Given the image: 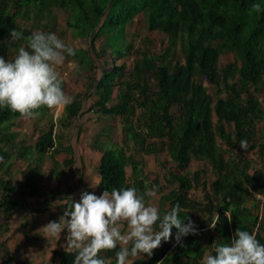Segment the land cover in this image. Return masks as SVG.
<instances>
[{
	"label": "trees",
	"instance_id": "obj_1",
	"mask_svg": "<svg viewBox=\"0 0 264 264\" xmlns=\"http://www.w3.org/2000/svg\"><path fill=\"white\" fill-rule=\"evenodd\" d=\"M256 3L264 8V0H0V57L5 60L14 58L20 47L30 50L27 37L33 32L61 39L53 9H65L64 27L73 45L63 42L76 50L65 63H72L73 81L82 87L57 117L60 129L54 130L50 116L48 129L33 139L15 140L20 115L0 109V217H7L0 222L2 264L29 260L7 245L10 225L22 224L28 216L33 221L35 212L55 208L62 216L72 200L80 199L74 191L89 189L88 176L86 181L81 173L72 184L61 179L59 162L52 157L61 131L75 125L86 103L96 121L112 115L119 119L120 144L112 138L117 126L101 124L94 134L101 152L94 169L98 196L134 187L161 216L179 204L180 218L185 223L191 219L198 229V234L183 237L180 246L173 228V238L162 241L151 257H129L128 264H200L215 246L230 243L237 228L255 232L264 244V11L254 12ZM134 24L143 29L132 31ZM12 29L23 30L19 41H11ZM157 32L166 35L165 46L155 38ZM62 81L67 95L69 82ZM104 134L108 140L100 142ZM241 140L247 141V150L256 148V158L247 157ZM68 149L71 155L63 163L72 167L76 161ZM154 151L151 164L144 162L143 154ZM44 155L53 160L57 186L38 179L51 176L37 172ZM26 160L34 161V167L13 168ZM148 164L161 167V176L149 179ZM192 164L199 166L191 170ZM16 171L23 175L21 183L13 180ZM153 189L154 195L146 194ZM217 215L220 220L210 229ZM121 229L126 231V224ZM36 230L32 239L40 237ZM24 238L31 242L27 233ZM14 243L19 249L26 246ZM118 250L99 257L116 264ZM74 257L58 247L50 260L73 264Z\"/></svg>",
	"mask_w": 264,
	"mask_h": 264
},
{
	"label": "clouds",
	"instance_id": "obj_2",
	"mask_svg": "<svg viewBox=\"0 0 264 264\" xmlns=\"http://www.w3.org/2000/svg\"><path fill=\"white\" fill-rule=\"evenodd\" d=\"M253 11L260 13L264 8L256 3ZM22 36L23 30L10 31L13 42ZM27 40L30 50L20 47L14 58L0 57V109L30 119L40 114L38 109L46 107L57 110L59 116L73 100L63 91L56 67L65 62L66 56H75L76 50L54 33L33 32ZM239 143L247 150V141ZM146 194L154 195V189ZM180 211L176 204L161 216L159 209L146 204L145 195L134 187L105 190L99 196L83 191L79 201L72 200L64 208L59 221L48 222L36 234L58 240L61 232L67 230L66 242L61 247L67 254L75 253L73 264H105L99 253L117 248L116 264H128L129 257H151L162 241L173 238V228L177 230L175 242L180 246L183 237L198 234L191 219L186 218L185 223L180 218ZM225 216L231 222L232 215L226 212ZM219 220L217 215L210 222V229H215ZM123 224L126 231L121 229ZM200 264H264V244L255 232L237 228L230 243L215 246L214 254L204 256Z\"/></svg>",
	"mask_w": 264,
	"mask_h": 264
},
{
	"label": "rangeland",
	"instance_id": "obj_3",
	"mask_svg": "<svg viewBox=\"0 0 264 264\" xmlns=\"http://www.w3.org/2000/svg\"><path fill=\"white\" fill-rule=\"evenodd\" d=\"M53 12L55 14V17L53 20V26L55 27V30L59 32L61 40L68 42L70 45H73V41L69 37V31H67V29L64 27L63 20L66 15L65 9L55 8L53 9ZM30 21L32 22V18L30 19ZM31 22H29V24H31ZM139 28L143 29L142 26L139 27L138 24H134L132 25L131 30L132 31L138 30ZM35 29L38 30L39 27ZM155 38L161 41L162 46H165L166 35L164 33L157 32ZM98 42L99 41L96 40L95 46L98 45ZM80 43L83 46H85L88 44V40L80 39ZM149 46L151 47V49H154L155 44L150 43ZM178 55L180 56L179 52H178ZM223 59L224 57L220 56V60H223ZM128 63H130V61H128ZM71 67H72V63H65V62L62 65L56 67V70L60 74L61 78L69 82L68 93H67V95L69 96L74 95L77 91H80L82 89L81 82L79 83L78 81L77 83H74L75 81H73L74 77L71 72ZM205 80L206 79L203 77L201 79V82L203 84H207ZM207 86L209 87V89L214 90L212 86H209V85ZM87 108H88V103L85 104L84 106L85 112L82 114L81 117L77 119L75 125L71 128H64L61 131L62 137L58 140L59 145L54 148L52 157L59 162V168L57 169V172L58 171L61 172L60 174V177H62L61 179L64 178L69 183L70 180L72 181V179L78 178L79 173H81L85 177V180L87 178L86 176H88V182L90 185L88 186L89 189L87 191L96 194L97 188H96L94 179L96 180L97 175L95 174L94 169L98 164V160L101 156V152L94 146V143H93L95 140L94 134L98 132L101 124L109 125V126L113 125L115 127L117 126V129L113 132L112 138L114 141L120 144L121 142L119 139L120 130L118 126L119 119L117 116L112 115V116L103 117L96 121L95 118L97 116L93 112L87 111ZM56 111L57 110L55 109L49 110L48 108L45 107L43 113H40L38 116H35L33 118L24 119V118L18 117L16 119L17 125L13 128V132L15 133L14 139L20 140L25 137V138H28L29 140V139L35 138L37 135L46 131L48 129V124L50 123L49 121L50 116H51L53 124H55L54 130L58 131L60 129V126L59 124L55 123L58 117L56 115ZM256 126H257L256 128H258L259 123H257ZM255 136L257 137V134ZM107 138L108 137L105 134L101 135L99 137V141L106 142L108 140ZM255 141L256 142L258 141L257 138L255 139ZM28 142L30 145L33 143L31 141H28ZM68 145L72 148L75 161H76L74 166L72 167H70V165H64L63 163L64 160L69 158L71 155V153L68 151L69 150ZM255 149L256 148L252 150H244V152L248 158L254 159L256 158ZM154 153L155 151L149 154H143V161L144 162L149 161V164H151L153 158L155 159L156 153L155 154ZM160 157H163V155L160 154ZM156 159H158L157 156H156ZM52 161L53 160L49 157V155H44L43 159L39 161L40 165L37 168L38 170L37 172L44 176L47 173L51 175L47 179L43 178V180H41V176H38L39 177L38 179L40 181H43L44 184L54 187V186H57L58 183H57L56 177L54 176V173H52L53 172L52 171L53 169ZM33 163L34 161L26 160V161L18 162L13 168H16L17 166L19 167L20 164H23V166H27L28 164L29 165L31 164L28 167H31V166L34 167L35 164ZM149 164L148 166H146L149 168L147 169L145 168L147 171L148 178L152 179L155 176L160 177L162 174L161 167H158V165L153 167ZM198 166L199 164H192L191 170H194ZM19 168H17V171L19 170ZM17 171H16V174L13 175V180L14 182L21 183L23 175H21L20 173L18 174ZM127 171L129 172V170ZM159 181L163 183L162 178H160ZM70 184L72 183L70 182ZM63 185H65V183L64 184L62 183V187H65ZM82 192H83L82 187L79 186L77 190L74 191V195L77 194L76 198H78V196H80ZM35 213L36 214H33V216L35 217V220L33 221L31 219L29 220L30 216H28L24 218V221L22 224H20L21 221H18L17 223L10 225L11 227L8 233V238H7L6 243L8 246L13 247L11 249L13 250L14 253L17 252V256L20 259H23L26 255H29L28 264H45L46 262H48V264H54V262L50 260L51 255H52V250L53 248H58V247L62 248L61 245H63L66 242L67 233L62 231L59 239L57 240V238L55 237H49L47 239L46 237L42 235H40V237H38L37 239H32L34 237L31 236L30 232H32L33 234L35 228L39 229L43 225H46L48 222L55 221V219L57 218L59 219L61 217L60 211L59 209L56 210L55 208V210H47L46 212H35ZM5 219H7V217L3 215L2 217H0V222L5 223L6 221ZM40 220L41 222H39ZM27 225L28 227L27 229H25ZM24 232L27 233L28 236H30L31 242H27V239L24 238ZM15 241L19 244L26 245V246L23 249L22 248L19 249L15 247V243H14ZM41 254H43V256ZM0 264H2L1 261H0Z\"/></svg>",
	"mask_w": 264,
	"mask_h": 264
},
{
	"label": "crops",
	"instance_id": "obj_4",
	"mask_svg": "<svg viewBox=\"0 0 264 264\" xmlns=\"http://www.w3.org/2000/svg\"><path fill=\"white\" fill-rule=\"evenodd\" d=\"M96 180H97V178H96ZM94 181H95V179H94ZM96 195L98 196V194L96 193ZM27 227H28V225L25 227V229H27ZM34 229V228H33ZM36 229V228H35ZM35 229H34V231H35ZM38 229V228H37ZM25 233V232H24ZM30 233H32V232H30ZM40 236V235H39Z\"/></svg>",
	"mask_w": 264,
	"mask_h": 264
},
{
	"label": "bare ground",
	"instance_id": "obj_5",
	"mask_svg": "<svg viewBox=\"0 0 264 264\" xmlns=\"http://www.w3.org/2000/svg\"><path fill=\"white\" fill-rule=\"evenodd\" d=\"M132 9V8H131Z\"/></svg>",
	"mask_w": 264,
	"mask_h": 264
}]
</instances>
